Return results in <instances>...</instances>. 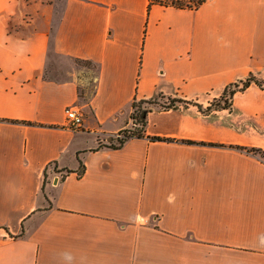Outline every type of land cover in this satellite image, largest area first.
<instances>
[{"label":"crops","instance_id":"0c3cea01","mask_svg":"<svg viewBox=\"0 0 264 264\" xmlns=\"http://www.w3.org/2000/svg\"><path fill=\"white\" fill-rule=\"evenodd\" d=\"M262 85L264 0H0V264H264Z\"/></svg>","mask_w":264,"mask_h":264},{"label":"trees","instance_id":"16d2710c","mask_svg":"<svg viewBox=\"0 0 264 264\" xmlns=\"http://www.w3.org/2000/svg\"><path fill=\"white\" fill-rule=\"evenodd\" d=\"M208 0H150V7L153 6V5H158V6H162V7H171V8H176V9H180V10H198L200 7H202ZM251 81L247 82L244 84L243 88H246L249 83ZM234 89H230L229 91L227 90L225 93H224V97H226L227 95L229 96V98H232L233 95L235 94V92L237 91V86H234L233 87ZM170 101V104H169V107H173L175 106L176 104L178 103H181V101H178V100H169ZM151 101H141L139 103H134L133 104V108H134V113L132 115V120L134 122L135 125H137V123L140 125L141 129L138 130V133L135 134L133 133L132 131H126L123 133L124 135V138L119 140L118 141V147H121L124 145V143L130 139V138H133V137H137V138H140L142 137V130L144 129L145 127V121H144V118L146 116V112L145 111H140L141 109V106L143 104H147V103H150ZM216 106V110H219V109H227L230 107V100H229V105L227 102L224 103L223 106H221L219 103ZM139 109V117H138V121H137V117L135 116V112L136 110ZM137 121V123H136ZM155 141H160L159 139H155ZM112 145V144H111ZM249 153H253L255 155H259L263 160H264V153L260 150H256V149H253V150H248Z\"/></svg>","mask_w":264,"mask_h":264},{"label":"rangeland","instance_id":"374dc122","mask_svg":"<svg viewBox=\"0 0 264 264\" xmlns=\"http://www.w3.org/2000/svg\"><path fill=\"white\" fill-rule=\"evenodd\" d=\"M229 100H230V98H229V96L227 95L226 97L223 96V98H221L220 100H217V101H211V102H210V107H209V109H210V110H216L217 108H216L215 105H217L218 103H219L221 106H223L224 103L227 102L228 105H229ZM169 104H170V101L167 100V99H157V100H155V101H151L150 103L143 104V105L141 106L140 111H141V112H142V111H146L147 109H151V108H153V107L166 108V107H169ZM144 109H145V110H144ZM139 113H140V112H139V109H137L136 112H135V116L137 117V121H138ZM137 121H136V123H137ZM139 129H141V127H140V125L137 123L136 128H135V129H132L131 131H132L133 133L137 134Z\"/></svg>","mask_w":264,"mask_h":264},{"label":"built area","instance_id":"2783aa9c","mask_svg":"<svg viewBox=\"0 0 264 264\" xmlns=\"http://www.w3.org/2000/svg\"><path fill=\"white\" fill-rule=\"evenodd\" d=\"M264 87V85H262ZM67 127L73 131L79 130L83 125V115L75 108H67L65 111ZM124 138L123 134L118 135V139Z\"/></svg>","mask_w":264,"mask_h":264}]
</instances>
